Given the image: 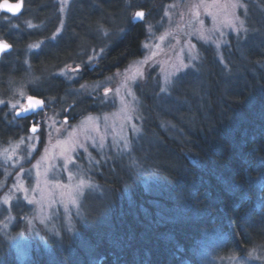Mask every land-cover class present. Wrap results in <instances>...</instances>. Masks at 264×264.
<instances>
[{
  "label": "trees",
  "instance_id": "16d2710c",
  "mask_svg": "<svg viewBox=\"0 0 264 264\" xmlns=\"http://www.w3.org/2000/svg\"><path fill=\"white\" fill-rule=\"evenodd\" d=\"M38 1L23 0L21 16L9 24L0 22V40L11 46L0 59L2 94L15 74L18 80L29 69L60 67L80 46V38L66 35L46 47L49 36L35 38L33 30L22 31L20 19L43 10ZM134 1L129 14L147 10L145 0ZM98 3H87L94 13L91 20L99 19ZM248 16L263 22L258 28L246 21L247 32L259 30L260 37L252 38L246 50L235 45L223 67L210 48L199 47L210 58L204 60L210 82L175 96L172 113L157 108L148 92L137 93L144 147L134 157L140 175L123 166L103 168L101 205H95L74 235L31 250L23 263L1 247L0 264H227L229 259L264 264V0L250 5ZM143 36L142 25L129 23L128 15L122 35L102 46L97 67L80 62L85 52L74 60L81 68L79 82H97L138 57ZM36 40L45 44L26 54L27 45ZM52 73L35 88L25 87L27 94L48 106H70L72 118L90 113L79 111L90 102L78 100ZM4 111L0 108V141L25 135L28 122Z\"/></svg>",
  "mask_w": 264,
  "mask_h": 264
},
{
  "label": "rangeland",
  "instance_id": "374dc122",
  "mask_svg": "<svg viewBox=\"0 0 264 264\" xmlns=\"http://www.w3.org/2000/svg\"><path fill=\"white\" fill-rule=\"evenodd\" d=\"M114 1L97 0L98 20H91L94 13L87 7L92 0H39L43 10L20 19L22 31L33 30L29 32L35 38L49 36L46 44L30 42L26 54L66 35L80 38V46L60 67L31 71L26 60L27 74L18 80L15 74L11 88L3 93L6 96H1L0 90V108L16 119L27 99L35 97L29 96L25 87L35 88L53 71L51 75L68 85L69 93L90 102L79 111L91 109L72 118L70 106L44 103L40 112L32 114L25 135L0 141V248L11 251L20 263L31 250L47 248L48 241L74 235L77 225L90 217L95 205H101L104 192L98 180L103 168L123 166L140 175L134 157L136 149L144 147L142 104L137 93L148 92L157 108L172 113L175 96L179 99L194 85L210 82L204 62L210 58L204 57L199 47L210 48L216 63L223 67L225 56L235 45L246 50L252 38L260 37L259 30L247 32V19L253 26L263 27L257 16L250 21L248 16L250 5L260 0H145L148 7L143 19H130L142 11L134 9L129 14L134 0H124L113 9L110 4ZM128 15L129 23L143 27L140 55L104 79L79 82L81 68L74 60L86 53L80 62L88 68L97 67L105 49L102 46L122 35ZM0 22L9 24L13 18L4 16ZM70 50L74 51L72 44ZM226 262L242 264L236 259Z\"/></svg>",
  "mask_w": 264,
  "mask_h": 264
},
{
  "label": "snow or ice",
  "instance_id": "6c2138e0",
  "mask_svg": "<svg viewBox=\"0 0 264 264\" xmlns=\"http://www.w3.org/2000/svg\"><path fill=\"white\" fill-rule=\"evenodd\" d=\"M23 5V0H20L18 3H5L3 5H0V7L6 9L9 13H12L13 15L17 14L20 12L21 8ZM145 17V12L143 11H136L134 13V16L130 17V19H143ZM11 46L3 41L0 40V52H4L8 50ZM2 103V101H0ZM41 102L39 100H33L32 97H29V108H35L37 105H39ZM28 109H25L27 111ZM32 131H36L35 128L32 129ZM31 203V201H29Z\"/></svg>",
  "mask_w": 264,
  "mask_h": 264
},
{
  "label": "water",
  "instance_id": "95a60500",
  "mask_svg": "<svg viewBox=\"0 0 264 264\" xmlns=\"http://www.w3.org/2000/svg\"><path fill=\"white\" fill-rule=\"evenodd\" d=\"M18 2H20V0H17V1H14V2L13 1H9V0H1L0 1V5H3L5 3H13V4H15V3H18ZM22 9H23V5H22V8H21L20 12L15 14V15H13L12 13H9L6 9L0 7V14H5V15H8V16H18V15H20ZM9 50H10V48L8 50L4 51V52H0V55H2L3 53H7ZM32 98H33V100H39L41 103L39 105H37L35 108H29V98H28L27 101H26V108H25V109H28V110L25 111V109H22L21 111L16 112V114H15L16 119L25 118L26 116H29V115L36 114V113L40 112L41 107L45 105L44 102L42 100L38 99V98H35V97H32Z\"/></svg>",
  "mask_w": 264,
  "mask_h": 264
},
{
  "label": "flooded vegetation",
  "instance_id": "af4514ba",
  "mask_svg": "<svg viewBox=\"0 0 264 264\" xmlns=\"http://www.w3.org/2000/svg\"><path fill=\"white\" fill-rule=\"evenodd\" d=\"M21 14H22V11H21L20 15H18V16H8V15H5V14H0V18L6 16V17H9V18H13V19H14V18H18L19 16H21ZM10 50H11V47H10ZM10 50H9L7 53H9ZM4 54H6V53H3L2 55H0V57H2ZM33 119H34V117H33L32 115H29V116H26L25 118H20V119H18V120H24V121H27V122H28V125H29V122H31ZM28 130H29V129L27 128V131H28Z\"/></svg>",
  "mask_w": 264,
  "mask_h": 264
}]
</instances>
